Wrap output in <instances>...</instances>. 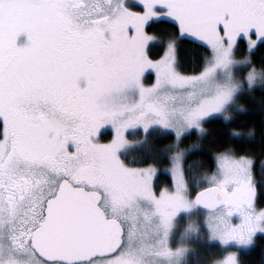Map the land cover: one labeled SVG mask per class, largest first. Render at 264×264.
<instances>
[{"label": "snow or ice", "instance_id": "6c2138e0", "mask_svg": "<svg viewBox=\"0 0 264 264\" xmlns=\"http://www.w3.org/2000/svg\"><path fill=\"white\" fill-rule=\"evenodd\" d=\"M0 264H264V0H0Z\"/></svg>", "mask_w": 264, "mask_h": 264}, {"label": "trees", "instance_id": "16d2710c", "mask_svg": "<svg viewBox=\"0 0 264 264\" xmlns=\"http://www.w3.org/2000/svg\"><path fill=\"white\" fill-rule=\"evenodd\" d=\"M184 47H185V51H183L181 53V59L185 62V65L187 66L190 63L191 57L194 55V53H193L194 46L191 45V44L186 43ZM213 127H215V125H213ZM194 141H195V137L193 136V137H191V138H189L188 140L185 141V146L191 145ZM155 142H156V144L159 147H164L165 145L171 143V138L170 137L169 138H162V139H159V140H157ZM193 159H195V157H193ZM168 166L169 165L165 161L164 164L159 165L158 167L165 168V167H168ZM160 180L164 181V182H167L168 181V176L162 174L160 176ZM215 249H217V248H213V249H210V250L211 251H216ZM257 255H258L257 253H253L251 258H255Z\"/></svg>", "mask_w": 264, "mask_h": 264}, {"label": "rangeland", "instance_id": "374dc122", "mask_svg": "<svg viewBox=\"0 0 264 264\" xmlns=\"http://www.w3.org/2000/svg\"><path fill=\"white\" fill-rule=\"evenodd\" d=\"M130 138H132V137H130ZM216 251H219V249L217 248V249H215ZM211 251V250H210ZM230 251H236V249H230ZM217 258H220V257H217Z\"/></svg>", "mask_w": 264, "mask_h": 264}]
</instances>
